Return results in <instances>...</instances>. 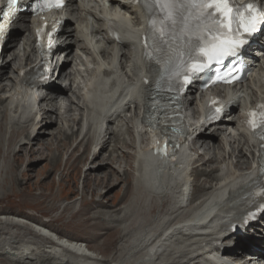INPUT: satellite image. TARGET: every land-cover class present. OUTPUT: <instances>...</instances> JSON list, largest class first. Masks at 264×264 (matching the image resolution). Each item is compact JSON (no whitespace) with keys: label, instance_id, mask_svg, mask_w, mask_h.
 I'll return each instance as SVG.
<instances>
[{"label":"bare ground","instance_id":"1","mask_svg":"<svg viewBox=\"0 0 264 264\" xmlns=\"http://www.w3.org/2000/svg\"><path fill=\"white\" fill-rule=\"evenodd\" d=\"M258 1L264 5V0ZM62 15L67 21L53 61V70L60 72L40 85L32 83L31 73L36 67L32 32L18 41L36 21L22 15L14 26L0 66V148L8 155L16 145L14 160H20L24 148L30 147V160L35 153L42 155L44 147L50 150L43 154L45 158L56 160L57 154L74 139V150H82V156L90 161L86 162L87 166L90 164L86 171L107 173L100 181L103 186L111 184L107 177L115 169L120 177L130 176L124 168L132 163L134 182L128 184L131 198L127 196L129 199L118 209L103 202L102 194L91 204L99 210L92 218L98 230L103 225L108 229L120 225L123 241L117 255L110 258H101L98 253L96 257L81 256L79 253L85 252V248L92 251L89 244L62 232H57L62 239L78 244H56L46 224L30 228L24 221L28 218L10 220L5 215L0 216V264H252L254 257L257 261L253 264H264V227L260 225L264 219L243 236L229 229L230 222L255 201L249 190L260 177L258 169L254 170L255 159L260 156L259 142L251 141L240 127L236 107L232 106L219 123L207 126L196 121L201 103L196 101V90L191 88L184 101L191 124L188 138L184 133L180 135L178 144L171 152L166 148V154L162 151L165 148L154 150L149 142L157 143V137L151 141L148 131L137 121L138 113L132 111L143 109V117L150 115V96L160 77L158 66L142 58L137 43L144 25L138 7L129 0H72ZM109 18L119 25V41L105 36L103 23ZM95 43L98 55L92 51ZM7 50L11 51L8 56ZM62 54L64 59L59 64ZM83 54L90 56L93 68L83 70ZM258 54L264 58V48ZM9 69L14 75H9ZM23 69L26 73L20 77ZM144 79L150 82L141 83ZM263 87L264 67L256 64L251 78L239 90L246 92L250 101L264 93ZM236 98L237 95L235 101ZM241 99L238 96V106L248 104L247 99ZM84 119L88 125L80 136L78 127ZM26 127L30 129L24 136ZM194 134L197 135L190 142ZM34 142L42 145L38 151L31 148ZM82 158L78 157V161L84 162ZM26 167L7 160L0 168L5 174L1 187L8 182L19 183L23 175L32 178V169L26 172ZM199 176L205 179L196 183ZM212 180H216L215 184L205 185ZM87 187L86 180L83 191ZM203 191L212 195L195 201ZM205 201V206L199 207ZM109 211L110 219H106ZM105 212L106 218L102 216ZM134 212L140 219L131 224ZM191 214L188 222L183 223Z\"/></svg>","mask_w":264,"mask_h":264},{"label":"rangeland","instance_id":"2","mask_svg":"<svg viewBox=\"0 0 264 264\" xmlns=\"http://www.w3.org/2000/svg\"><path fill=\"white\" fill-rule=\"evenodd\" d=\"M30 32H23L21 36H19L18 41H20L21 38L26 37V35ZM10 52V50H7L6 55H10ZM260 62L264 67V59H262ZM10 74L14 75L12 69H9V75ZM240 94L245 95V93L242 92ZM194 96H196V94H194ZM239 112L240 108H238L236 111L237 115ZM184 113L185 115H188L189 111L185 110ZM28 129L30 128L26 127L24 129L25 133L23 132V135L28 133ZM20 137H18V140ZM74 141V139L71 140V143L69 142L67 148L63 150L61 154H57V152L55 151V153L58 155L56 160H52L51 157H49V159L45 158L46 156L43 154H48V151L50 150H44V147L41 149L42 152H44L42 153V155L41 153H35L32 155L33 158L30 160V147H25L26 150L24 148L23 152L21 153L22 158L20 160H14L15 156H13V153L17 151L15 148L16 145H13L11 147V151L10 153H8V155H4L3 147L0 148V168L5 164L7 160H9L11 163L13 162V165H16L17 163L24 167L29 165L28 168L26 167V172L28 171V169H32L31 173H33V177L30 179L23 175L22 177L20 176L21 180L19 183L12 184L8 182L7 184L5 183L4 187H1L0 185V216L9 215L10 217H8L10 218V220L15 217L28 218V220L24 221L26 222L25 224L29 225L30 228H35V226L32 225L30 221L36 223V225L46 224L47 228L51 229L53 233L59 235L61 234L60 232H62L64 233L62 234L64 236L66 234L68 236L76 238L77 240H81L84 242V244H89L91 246V250L94 253H98L99 257L110 258L115 254L117 255V250L123 241L121 238L122 233H120L121 226L118 225L114 229H108L107 225H103L102 229L98 230V225L92 218L93 216L98 214L97 212H99V210L96 207L91 206V204H93V202L98 199V196H101L102 194V196H105L102 201H107L106 204H112L114 209H118L123 206L125 204L124 201L126 202L129 198H131L132 192L129 191L130 186L128 184H132L134 182V167L131 166L132 163H130L129 166H126L127 169H124L125 171H129L127 173H129L130 176L121 177L119 173H117L119 170L113 169L114 172L109 173L107 177V182L110 180L112 185L109 182L108 185L103 186V184H100V181L106 178L104 177V175L107 176V173L101 171H86L87 167L88 169L90 167V164L89 166H87L86 164V162H88L89 160L87 159V156H82V150H74ZM39 144L41 143L34 142L33 146L35 147L32 146V150L38 151L40 147H42V145ZM128 151L131 152L130 149H128ZM52 152H50V154ZM86 155H88V153H86ZM34 156L36 157L34 158ZM42 156L43 158H40ZM78 157H83L82 159L84 162L78 161ZM131 160L132 158L129 159V162H131ZM57 161L58 164H56ZM98 162L101 161L99 160ZM30 163L32 165H30ZM119 165L120 163L118 164V169ZM56 166H58V168H55ZM1 169L0 182L1 179L3 180L5 176V174L2 173ZM20 169L18 171L19 173ZM86 174H89L87 178ZM122 177L123 179L120 182L119 180ZM204 179L205 178H203V176H199V178L196 179V183L203 182ZM86 180L89 181V187L85 188V191H83ZM214 181L215 180L205 182V185H212ZM126 198L127 200H125ZM115 205L117 208H115ZM138 209H136V212L138 211ZM155 211L156 208L153 209V214L155 213ZM86 212L90 213L86 214ZM106 212L102 214V216H104L105 218L107 215ZM110 212L111 211H109L106 219H110V217H108ZM136 212H134L133 214L135 215ZM139 219V214L133 216V223L131 224H136L137 222H139ZM16 230L17 229H15V231ZM46 230L47 232L52 233V231H48V229ZM12 231H14V229H12L10 232ZM256 260L257 259L254 257L251 261L252 264Z\"/></svg>","mask_w":264,"mask_h":264},{"label":"snow or ice","instance_id":"3","mask_svg":"<svg viewBox=\"0 0 264 264\" xmlns=\"http://www.w3.org/2000/svg\"><path fill=\"white\" fill-rule=\"evenodd\" d=\"M46 3L47 0H36L33 9L43 8ZM62 3L63 0H57L52 6L60 7ZM145 3L153 15L154 9L163 14L159 20L150 19L151 35L145 37V47H154L149 40L155 42L158 37L160 42L167 45L163 68L166 71L176 70L182 79L181 87L189 85L196 73L203 72L213 62L236 56L248 43L246 37H251L264 24V10L255 3L236 7L235 0H145ZM18 4L19 0H7L5 16L14 14ZM193 18L200 21L194 27L191 24ZM177 27L178 33L175 31ZM177 40L180 42L177 43ZM234 79L237 77L231 69L223 75L216 74L218 81L231 82ZM215 111L219 113L221 109ZM248 123L253 130L264 128V105L259 106V112L249 113ZM261 139L264 140V135H261ZM162 151L166 154V149ZM260 172L264 174V156ZM257 194H264V187Z\"/></svg>","mask_w":264,"mask_h":264}]
</instances>
